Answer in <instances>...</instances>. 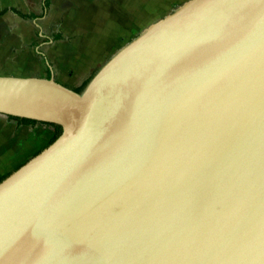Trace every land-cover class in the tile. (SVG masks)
<instances>
[{"label":"water","instance_id":"water-1","mask_svg":"<svg viewBox=\"0 0 264 264\" xmlns=\"http://www.w3.org/2000/svg\"><path fill=\"white\" fill-rule=\"evenodd\" d=\"M60 137L0 183V264H264V0H189L81 93L0 75Z\"/></svg>","mask_w":264,"mask_h":264},{"label":"crops","instance_id":"crops-1","mask_svg":"<svg viewBox=\"0 0 264 264\" xmlns=\"http://www.w3.org/2000/svg\"><path fill=\"white\" fill-rule=\"evenodd\" d=\"M48 1L50 6L45 12L44 7L47 0H0V13L5 11L0 15V19L6 17L17 18L24 22L37 23V21L46 18L53 8L56 11L58 8L69 9L62 22L63 28L53 31L50 38L44 39L46 40L43 43L44 51L40 53L45 62L44 75L41 77H47L49 70H51V74L54 75L55 79L68 87H81L92 77V72L100 69L125 45L153 24V15L151 16L152 19L149 17L145 24L140 23L137 18V15L144 11L145 6L142 0ZM32 6L37 7L40 11H25V9ZM12 9H16L23 14H36L40 17L35 20L24 19ZM43 13L45 14L43 15ZM62 14L63 10L59 15ZM129 23L130 29H125L128 32L127 34H122V29H118L119 34L117 37L110 34V31L117 29L115 26L121 24L125 26ZM106 25L108 26L107 29L104 28ZM110 26H112L111 29ZM6 27L8 32H5V36H8V34H12V29ZM65 29L84 31V33L81 32L76 41L71 43L70 35L64 31ZM57 34H61L63 37L55 40L54 36ZM39 36L43 37L45 35L40 32ZM13 123L9 125V129L12 131L15 128L29 127L18 126L16 122Z\"/></svg>","mask_w":264,"mask_h":264},{"label":"rangeland","instance_id":"rangeland-1","mask_svg":"<svg viewBox=\"0 0 264 264\" xmlns=\"http://www.w3.org/2000/svg\"><path fill=\"white\" fill-rule=\"evenodd\" d=\"M188 1L142 0L145 6L144 11H141L137 18L140 23L145 24L149 17L152 19L153 15L152 20L155 23ZM32 10L40 11L34 6L25 9V11ZM60 10H63L62 15H59ZM67 12L69 9L58 8L56 11L53 8L46 18L37 21V23L24 22L17 18L0 19V75L20 77H41L44 75L45 62L40 54L44 51L43 43L46 41L44 39L50 38L53 31L63 28L62 22ZM6 26L12 29V34L7 33L8 36H5V32H8ZM115 27L117 29L110 31V34L117 37L118 29H122V34L128 33L126 30L130 29V23ZM104 28L107 29L108 26L106 25ZM64 31L70 35L71 43L76 41L81 32L84 33L79 30L65 29ZM40 32L45 36H39ZM11 123L13 121H9L6 115L0 114V176L13 172L37 151L43 149L53 135L52 127L47 125H37L34 128H15L12 131L9 129Z\"/></svg>","mask_w":264,"mask_h":264},{"label":"trees","instance_id":"trees-1","mask_svg":"<svg viewBox=\"0 0 264 264\" xmlns=\"http://www.w3.org/2000/svg\"><path fill=\"white\" fill-rule=\"evenodd\" d=\"M49 6H50L49 5V1L47 0L46 5L44 7V11L45 12L49 9ZM12 10L14 12H16L17 14H19V16H21L24 19L35 20V19H38L40 17L39 15H36V14H23V13L18 12L16 9H12ZM4 12L5 11L1 12L0 15H2ZM44 14L45 13H43V15ZM62 37L63 36L61 34H57V35L54 36V39L55 40H58V39H61ZM98 71H99V69L97 71H95V73H93L92 77L88 81H86L81 87H70V88H72L73 90H75L78 93H81L84 90V88L88 85V83L90 82V80L96 75V73ZM51 76H52L51 70H49V74L47 75L46 78H50ZM7 118L9 119V121L16 122L18 126H29V127L34 128L37 125H47V126L52 127V130H53L52 137L46 143V145L44 146V148L41 149V150H39V151H37L32 157L38 155L42 150H44L45 148H47L48 146H50L52 143H54L60 137V135L62 134V131H63V129H62V127L60 125H56V124H52V123L39 122V121H36V120L27 119V118H20V117H15V116H7ZM29 160H27V161H29ZM25 163H23L22 165H24ZM22 165H20L18 168H16L13 172H15L16 170H18ZM13 172H9V173H6L4 175H1L0 176V183L3 180H5L7 177H9Z\"/></svg>","mask_w":264,"mask_h":264}]
</instances>
